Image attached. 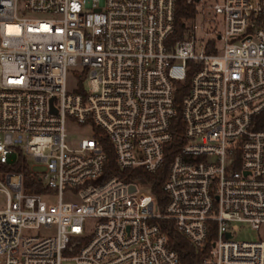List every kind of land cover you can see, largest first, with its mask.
Instances as JSON below:
<instances>
[{
	"label": "built area",
	"instance_id": "2783aa9c",
	"mask_svg": "<svg viewBox=\"0 0 264 264\" xmlns=\"http://www.w3.org/2000/svg\"><path fill=\"white\" fill-rule=\"evenodd\" d=\"M198 2L188 0L195 17ZM175 5L0 0V264H181L158 220L195 248L210 240L202 264H264V241L235 234L264 224V0L213 6L223 33L204 32L199 46L193 24L168 43ZM189 70L161 214L148 185L104 178L106 150L122 172H158L173 143L174 83ZM67 120L91 134L73 149ZM18 157L47 192L24 193L7 170Z\"/></svg>",
	"mask_w": 264,
	"mask_h": 264
},
{
	"label": "trees",
	"instance_id": "16d2710c",
	"mask_svg": "<svg viewBox=\"0 0 264 264\" xmlns=\"http://www.w3.org/2000/svg\"><path fill=\"white\" fill-rule=\"evenodd\" d=\"M195 14L196 9L193 3H188V0H176L174 31L170 36L168 43L173 44L176 41H180L185 38L189 31L188 22L194 19ZM188 66H192V63L189 62ZM191 76L192 72L189 70L183 82L174 83V107L176 110V116L171 120L170 127V131L173 136V143L164 164L158 172L155 174H148L142 169L122 172L116 165L115 154L112 147L109 145L106 150L107 160L105 164L104 178L106 179L116 176L129 183L138 184L140 186L148 185L151 193L157 201V208L161 214L164 213V208L167 203V196L163 191V185L167 177L168 167L172 156L183 144L182 137L184 126L180 111L182 99L189 91ZM7 170L17 172L22 175L25 194H44L47 192L42 181L39 179V176L29 170L23 157H18V162L8 167ZM157 223L162 233L166 235L169 247L177 254L181 264H202L203 259L212 247L210 240L203 249L195 248L176 230L172 221L158 220Z\"/></svg>",
	"mask_w": 264,
	"mask_h": 264
},
{
	"label": "rangeland",
	"instance_id": "374dc122",
	"mask_svg": "<svg viewBox=\"0 0 264 264\" xmlns=\"http://www.w3.org/2000/svg\"><path fill=\"white\" fill-rule=\"evenodd\" d=\"M224 0H202V2H198L197 9L198 15L194 18L193 21H189L188 25H196L197 30L195 31V36L197 38V46L203 40L207 41L211 37H205L204 32H211L214 34V31L223 33L224 25L222 22V17L215 15L212 8L217 4H223ZM204 4V5H203ZM205 7V8H204ZM206 20H214L212 22H206ZM203 26L204 30L202 31L200 27ZM212 36V35H211ZM223 47V43L218 44V48L221 50ZM86 74L83 75L82 80L86 79ZM76 74L69 70L68 73V90L71 91L74 88L76 83ZM65 143L66 145L73 149L75 145L82 139L83 137L91 136L88 129L82 128L79 125L67 120L66 127H65ZM31 170L36 173H41L43 168L39 166H35L31 163L30 166ZM3 174L0 175V180H2ZM48 203H54L56 201L55 198H48L46 199ZM5 207V197L0 194V210ZM236 240L238 241H256L261 240L264 241V224L260 226L258 232L253 231L247 225H239L238 228L235 230ZM42 235L41 231H25L24 236H36Z\"/></svg>",
	"mask_w": 264,
	"mask_h": 264
},
{
	"label": "water",
	"instance_id": "95a60500",
	"mask_svg": "<svg viewBox=\"0 0 264 264\" xmlns=\"http://www.w3.org/2000/svg\"><path fill=\"white\" fill-rule=\"evenodd\" d=\"M196 1H199V0H196ZM97 11H99V10H97ZM130 191H131V192H133V191H134V187H133V186L130 188ZM227 237H228V238H230V236H229V235H227Z\"/></svg>",
	"mask_w": 264,
	"mask_h": 264
}]
</instances>
